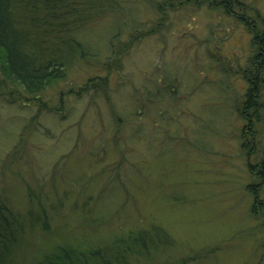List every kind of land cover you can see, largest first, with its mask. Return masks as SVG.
Here are the masks:
<instances>
[{"label":"rangeland","instance_id":"obj_1","mask_svg":"<svg viewBox=\"0 0 264 264\" xmlns=\"http://www.w3.org/2000/svg\"><path fill=\"white\" fill-rule=\"evenodd\" d=\"M181 1L164 30L158 27L123 54L122 67L99 94H66L93 75L91 67H77L65 83L43 96L50 110L39 111L33 103L10 104L0 97V188L23 214H38L41 203L51 230L46 236L39 230L27 234L31 250H21L20 259L26 261L45 244L51 246L53 239L106 238L155 223L175 239L167 264L199 252L191 264H264V223L250 215L252 198L245 191L249 168L238 140L242 120L238 125V115H229L225 100L230 98L225 88L230 90L232 79L240 80L227 74H232L231 64L223 67L224 73L217 66L239 57L233 68H241L242 56L250 52L248 36L240 30L227 32L218 12ZM147 8L141 13L144 26L150 27L156 16ZM136 15L137 22L143 20L138 11ZM110 21L121 18L91 26L92 38L98 28L104 37V25ZM127 37L128 32L120 41ZM165 38L168 46H163ZM112 42L109 38L106 45H90L93 57L108 55L106 46ZM195 54L211 62L201 59L190 69ZM176 76L179 86L173 93L172 88L163 92L149 84V78L157 82ZM162 97L168 101L160 104ZM60 98L63 104L58 106ZM219 121L223 137L207 140L209 128L214 130ZM177 138L183 139L175 142ZM198 143L202 149H197ZM42 237L46 243L39 245Z\"/></svg>","mask_w":264,"mask_h":264},{"label":"trees","instance_id":"obj_2","mask_svg":"<svg viewBox=\"0 0 264 264\" xmlns=\"http://www.w3.org/2000/svg\"><path fill=\"white\" fill-rule=\"evenodd\" d=\"M184 2L187 5L200 3L199 5L205 6L206 11L218 12L220 18L227 24L223 25L227 32L240 30L246 32L248 36L250 52L242 56L245 64L241 68H233L234 61L239 57H234V60L229 57L228 63L221 60L217 66L218 72L224 73L223 67H230L231 64L232 74L229 70L227 74L239 78L241 82L233 83L232 79L230 90H227V87L224 90L226 97H230L225 100L229 102L228 113L231 112L229 115L232 117L235 113L238 115L236 120L238 125L239 120L240 123L242 120L238 140L241 150L244 149L246 154L249 168V181L245 183V191L252 198L250 215L253 218H262L264 223V143L261 141L264 133V0H184ZM130 3L134 4L130 6ZM138 3L140 5L135 10L134 5ZM182 4L181 0L177 4L174 0H0V97L10 104L21 102L22 105L29 106L33 103L39 111L50 110L52 108L47 106L43 96L55 86L65 83L70 73L77 67L86 69L91 67L93 75L87 77L76 89L69 88L66 94L75 93L77 96H85L87 93L99 94L107 87L111 74L122 67L120 64L123 54L128 52L134 43L139 41L141 43L150 38L152 31H156L158 27L164 30L169 14ZM144 5L152 9L156 16L155 21L152 18L154 24L150 27L144 26L147 24L144 23L141 13L142 7L147 8ZM136 11L142 21L135 20ZM117 16L121 21L118 23L110 21L104 25L106 39L102 30L98 32L99 28L92 38L91 26L98 25L106 19H116ZM127 32L126 42L120 41L122 35ZM89 38H92L90 42ZM109 38L113 39V42L111 47L106 46L108 55L93 57L90 45L99 46L101 42L106 45ZM165 39L167 43L163 46H168L170 41L168 38ZM151 44L154 45V42ZM218 46L220 48L221 44ZM193 58L195 61L189 63L190 69L201 59L211 62L206 56L195 54ZM236 66H240L239 61ZM162 70L160 71L162 77H166ZM168 73L169 70H166L167 75ZM154 74L156 73L153 72ZM225 77L226 75L221 79ZM177 78L176 76L174 80L165 81L159 79L157 82L149 78V81L154 82L149 84L155 85L156 90L162 87L163 92H169L172 88L173 93L179 86ZM215 92L218 93L216 89ZM174 94L177 105L179 97L178 94ZM233 94L236 95L234 98ZM60 100L58 106L63 104V98ZM158 100L163 104L168 98L162 97ZM134 101L137 104V100ZM232 104L238 105L236 110L230 109ZM117 118L119 121L123 119L118 116ZM171 119L173 123L174 118ZM222 125L219 121L214 130L209 128L210 133L214 131L219 135L213 136L208 132L207 140L223 137ZM200 130H203V127ZM139 135L136 134L135 139ZM178 139L183 138H177L175 142H178ZM183 142L187 143V139ZM196 146L197 149L203 148L202 143ZM119 155L121 159L124 157L122 154ZM29 197L31 199V195ZM37 210L38 214L31 210L25 214L15 210L5 195V190L0 188V264H167V256L175 246V239L162 225L148 223L146 227L110 233L112 235L109 234L106 238L97 236H82L78 239L57 238L53 239L51 246H47L46 240L42 237L39 245L45 244L47 248H43L44 250L30 258L24 257L25 261L19 258V254L22 253L21 250H31L26 235L34 230L41 231L45 236L51 234L48 214L41 207V203H38ZM85 222L87 225L97 224L96 221ZM262 228L264 229V224ZM207 251L201 253L205 254ZM197 254L200 252L191 253L186 258L170 264L195 263Z\"/></svg>","mask_w":264,"mask_h":264}]
</instances>
